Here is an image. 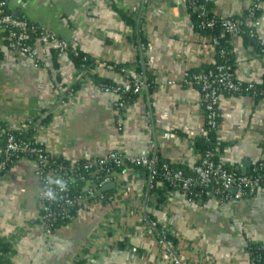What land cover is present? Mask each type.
<instances>
[{
	"label": "crops",
	"instance_id": "0c3cea01",
	"mask_svg": "<svg viewBox=\"0 0 264 264\" xmlns=\"http://www.w3.org/2000/svg\"><path fill=\"white\" fill-rule=\"evenodd\" d=\"M3 1L10 15L65 40L69 49L38 41L36 63L0 37L2 124L30 133L50 157L71 164L110 152L149 155L150 144L172 165L190 170L196 164L206 125L201 94L184 81L216 58L180 0ZM208 3L214 16L241 20L264 46V2L255 20L246 14L257 0ZM137 25L145 45L134 39ZM229 44L236 79L264 86V56L242 35ZM73 51L87 56L91 67H75ZM140 75L149 79L150 92L130 102L101 89L105 81L126 90ZM216 140L227 168L240 174L264 168V98L221 93ZM36 170L34 160L23 158L0 171L1 264H171L159 230L184 264H249L252 247L264 250V188L226 202L188 201L177 191L159 200L144 169L124 167L47 235Z\"/></svg>",
	"mask_w": 264,
	"mask_h": 264
},
{
	"label": "built area",
	"instance_id": "2783aa9c",
	"mask_svg": "<svg viewBox=\"0 0 264 264\" xmlns=\"http://www.w3.org/2000/svg\"><path fill=\"white\" fill-rule=\"evenodd\" d=\"M256 8L262 3L257 0ZM185 7H195L194 10L203 20L200 26L212 28L217 23V18L212 16L205 21L207 16L206 11L202 6H195L197 0H180ZM238 20L221 19L220 27L232 36L239 34ZM0 37L5 42L6 46L13 52L31 58L38 63L35 43L43 41L46 44L53 46L59 52H65L69 49V44L54 34L44 30L42 27L33 24L25 19L14 17L6 11V6L3 0H0ZM216 40H213V46ZM143 48V46L141 47ZM223 55L224 53L221 52ZM108 70H113V66H105ZM125 73V70H120ZM185 84L195 86L200 94L202 108L204 112V120L206 125V134L210 131L218 129V103L220 92L237 93L243 90L241 81L237 80L235 74L230 72V68L224 65H216L213 69L206 72L195 74L191 79L185 80ZM245 90L253 88V84H246ZM150 88L144 78L140 75L134 78L132 84V92L140 94ZM101 89L105 93H111L124 96L125 89L113 85H101ZM0 171H5L17 161L33 157L37 170L36 175L40 182V198L42 202L40 221L47 235L52 234L58 221H66L71 218L70 210L75 205L76 200L83 202L85 198L81 196H72L70 194L69 184L77 181H85L86 179L77 174L71 177L63 176L65 172L63 167L57 170L51 168V163L48 154L44 148L35 142V145H30L20 141L14 131L9 129L5 124L0 122ZM155 144H150V154L143 156H134L120 152H110L107 155L91 160H86L83 165V171H87L92 178L90 182H96L98 188H102L109 183L113 178L115 168L134 167L144 169L147 173V181L150 188L153 187V182L159 175L157 170L158 156L155 154ZM214 154L207 152L204 156H200L195 165L190 169L191 174L185 173L182 169L172 168L165 163L161 166L160 177L164 182H167L174 191L180 192L188 201L202 199L206 197L217 198L221 202L229 200H239L245 194L258 195L263 190L264 171L260 164L250 174H240L229 170L221 161L213 160ZM74 164V163H73ZM62 178L67 181V191L60 192L57 190V198L48 200L42 198V189L45 187L48 180ZM75 178V179H74ZM89 182V183H90ZM85 184V190L88 196H93L95 193L90 188V184ZM159 185V184H158ZM53 187H55L53 185ZM235 191V192H233ZM98 199H103L102 195ZM158 242L163 246L168 254L171 264H184L176 253L173 242L168 238L164 230H159L157 233ZM249 264H254L253 258Z\"/></svg>",
	"mask_w": 264,
	"mask_h": 264
},
{
	"label": "trees",
	"instance_id": "16d2710c",
	"mask_svg": "<svg viewBox=\"0 0 264 264\" xmlns=\"http://www.w3.org/2000/svg\"><path fill=\"white\" fill-rule=\"evenodd\" d=\"M261 2H264V0H259ZM258 2V1H257ZM202 6V8H204V10L206 11L207 16L205 17V21L207 19H210L212 16H214L212 14V12L210 11V4L208 3V0H197L196 5L195 6ZM195 7H187V12L190 14L194 25H195V29L207 36L211 43L213 44V40H216V44H214V48H215V64L211 67H204V68H200L198 70H194L191 71L189 76H187V79H191L195 74H198L200 72H206L210 69H213L216 65H224L226 67L230 68V72L234 75V63H233V57L231 54V47H230V39L232 37L231 34L225 32L221 27H220V22L221 19L217 18V23L214 25V27L212 28H208V27H202L200 26L201 21L203 20L202 18L199 17L198 12L196 10H194ZM259 8H256V4L251 8V10L249 12H247L246 17L251 18L252 20H255L257 15L259 14ZM230 19H234L237 20L236 18H230ZM128 21V23L130 24L131 21L130 19H126ZM241 20H238V28H239V34L238 35H242L245 39V41L254 46L256 48V50L264 56V46L260 45L256 39L255 36L253 35V32L251 29L245 28V26L243 25V23L241 24ZM134 39L137 40V43H141L145 45L144 39L142 34L139 31V25L136 26L135 30H134ZM221 52H223L224 54L222 55ZM71 57L72 60L74 62L75 67H91L92 65V61L87 57L84 56L76 51H73L71 53ZM137 70L139 72H142V66L140 63L137 62ZM141 70V71H140ZM146 82L148 84H150L149 79L144 76ZM105 85H110L108 83H106L105 81L102 82ZM247 88V85L244 84L243 85V90L241 92H237V93H232V92H220L221 93H227V94H231V95H249L255 98H264V86L261 85H256L253 84V88L250 90H245ZM148 92H150V89L148 90ZM138 94H134L132 92V85L130 88L126 89L124 92V96L121 100V102L123 103H127L132 101L133 99H135L137 97ZM218 120V118H217ZM216 132L217 131H210L207 132V134L202 137L200 140H197V149L199 151V154L201 156H204L207 152H212L214 154L213 160L218 161V157H217V150L219 149V144L217 143L216 140ZM16 137L27 144L30 145H35V141L32 138V135L30 133H24V132H14ZM1 143V142H0ZM49 159H50V163H51V168L53 170H57L59 167H63L65 172H63V176L65 177H71L73 176V174L76 176L77 174L82 175L86 180L83 181H77L75 178L74 182H72L71 184H69V189H70V194L72 196H81L84 198L88 197V194L85 190V184L89 183L90 181H92L91 176L89 175V173L87 171H83V165L86 163L85 161H77L74 164H71L67 161L61 160V159H56V158H52L48 155ZM28 158L33 159V157L28 156ZM169 164V162L163 161L158 157V162H157V170L159 172V175L157 176V178L155 179V181L153 182V187L150 188V190L156 194V196L159 198V200H161V198L165 195V193L169 192V191H174L173 187H171L167 182H164L162 180V178L160 177V170H161V166L163 164ZM172 168L175 169H182L185 173L187 174H191V171L188 170V168H183L180 166H175V165H170ZM226 167V166H225ZM227 168V167H226ZM121 168H115L114 170H119ZM229 169V168H227ZM231 170V169H229ZM234 171V170H232ZM264 171V168H263ZM236 172V171H235ZM90 188L91 190L94 191V193L98 192L100 193L102 188H98L96 185V182H90ZM159 184V185H158ZM263 188H264V184H263ZM246 195H250V194H246ZM206 195H203V197H205ZM254 196V195H252ZM202 197V198H203ZM81 204H79V202L76 200L75 205L72 207V209L70 210V216L73 217V215L76 213V210L78 209V207ZM69 220V219H68ZM67 221V220H66ZM63 222L65 221H58L57 222V227L59 225H61ZM5 248L3 246H0V252H5ZM251 258H253L254 264H264V250H261L260 248H255L252 247L251 248ZM250 258V259H251ZM1 264V262H0Z\"/></svg>",
	"mask_w": 264,
	"mask_h": 264
},
{
	"label": "clouds",
	"instance_id": "9594fccd",
	"mask_svg": "<svg viewBox=\"0 0 264 264\" xmlns=\"http://www.w3.org/2000/svg\"><path fill=\"white\" fill-rule=\"evenodd\" d=\"M53 185L55 187H53ZM67 181L63 180L62 178H56L54 180H48L46 182L45 187L42 189V198L48 200H55L57 198V190L60 192L67 191Z\"/></svg>",
	"mask_w": 264,
	"mask_h": 264
},
{
	"label": "water",
	"instance_id": "95a60500",
	"mask_svg": "<svg viewBox=\"0 0 264 264\" xmlns=\"http://www.w3.org/2000/svg\"><path fill=\"white\" fill-rule=\"evenodd\" d=\"M233 192H235V191H233Z\"/></svg>",
	"mask_w": 264,
	"mask_h": 264
}]
</instances>
